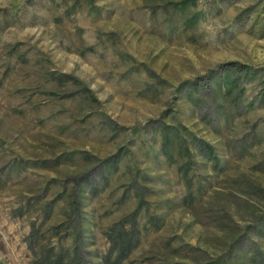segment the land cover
Instances as JSON below:
<instances>
[{
  "label": "rangeland",
  "instance_id": "1",
  "mask_svg": "<svg viewBox=\"0 0 264 264\" xmlns=\"http://www.w3.org/2000/svg\"><path fill=\"white\" fill-rule=\"evenodd\" d=\"M0 264H264V0H0Z\"/></svg>",
  "mask_w": 264,
  "mask_h": 264
},
{
  "label": "trees",
  "instance_id": "2",
  "mask_svg": "<svg viewBox=\"0 0 264 264\" xmlns=\"http://www.w3.org/2000/svg\"><path fill=\"white\" fill-rule=\"evenodd\" d=\"M59 76H61L62 78H66V79H70V80H75L73 76H71L69 74H66V73H60ZM192 141H193V144H194L195 147H200V148H204V149L206 148V150L209 152L208 154L209 155L212 154L213 149L206 142H204V141H202V140H200L198 138H195V137H192Z\"/></svg>",
  "mask_w": 264,
  "mask_h": 264
}]
</instances>
